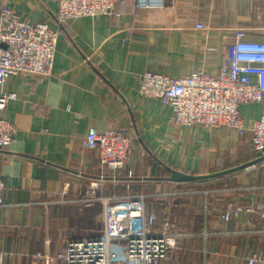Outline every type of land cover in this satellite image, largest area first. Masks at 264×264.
Masks as SVG:
<instances>
[{"label": "crops", "instance_id": "0c3cea01", "mask_svg": "<svg viewBox=\"0 0 264 264\" xmlns=\"http://www.w3.org/2000/svg\"><path fill=\"white\" fill-rule=\"evenodd\" d=\"M135 1L122 0L118 16L73 17L57 26L58 0H0L23 20L46 22L58 33L49 76L12 75L0 88L15 94L2 111L15 127L10 145L0 150L5 264H62L68 240L99 235L103 204L79 201L89 188L100 196L144 194L149 212L170 200L171 211L157 226L167 216L200 264H244L264 248L258 236L236 233L245 220L257 222V213L227 223L220 216L228 201L264 204V159L219 176L169 179L172 169L202 176L260 157L250 131L177 127L167 104L138 93L144 72L215 73L236 36L264 40V0H164L157 8H137ZM261 110L260 103L239 106L248 128ZM89 128L122 130L130 138L122 169L102 167L97 152L84 146Z\"/></svg>", "mask_w": 264, "mask_h": 264}, {"label": "built area", "instance_id": "2783aa9c", "mask_svg": "<svg viewBox=\"0 0 264 264\" xmlns=\"http://www.w3.org/2000/svg\"><path fill=\"white\" fill-rule=\"evenodd\" d=\"M121 1L58 0L56 25L61 26L73 17L118 16L116 7ZM163 1L136 0L135 6L157 8ZM196 28L203 29V24H196ZM57 37V31L46 22H27L12 8L0 5V88L12 75L49 76ZM139 80L140 97L157 98L167 104L177 127L200 125L239 134L249 130L253 153L264 156V40H243L236 36L226 46L215 73L195 71L183 77H169L144 72ZM14 98V93L0 90V150L10 145L15 133V127L2 117L7 103ZM248 103L262 106L259 118L250 128L239 111L240 105ZM83 143L97 152L102 167L113 171L124 167L130 153V138L122 130L89 128ZM90 184L94 187L98 183ZM3 187L0 179V207L4 206ZM126 188L129 189L128 184ZM79 201L85 207L96 201L103 204L101 233L68 240L59 255L62 264H156L178 245L179 235L171 229L174 226L167 216L157 226V218L171 211L170 200L160 212H149L144 194L100 196L89 188ZM246 212L257 213L258 221L245 220L236 233L245 239L258 236L264 242V204L246 207L232 200L220 207V216L226 223ZM0 264L5 263L0 259ZM244 264H264V248L252 251Z\"/></svg>", "mask_w": 264, "mask_h": 264}, {"label": "rangeland", "instance_id": "374dc122", "mask_svg": "<svg viewBox=\"0 0 264 264\" xmlns=\"http://www.w3.org/2000/svg\"><path fill=\"white\" fill-rule=\"evenodd\" d=\"M186 240L187 239L180 237L177 247L159 264H200V261L187 253L188 251L185 248L189 246H186V243H182L183 241L186 242Z\"/></svg>", "mask_w": 264, "mask_h": 264}, {"label": "water", "instance_id": "95a60500", "mask_svg": "<svg viewBox=\"0 0 264 264\" xmlns=\"http://www.w3.org/2000/svg\"><path fill=\"white\" fill-rule=\"evenodd\" d=\"M262 159H264V156L257 157L256 159H254V160H252V161H250L248 163L239 165L237 167H233V168L226 169V170H223V171H220V172H216V173L208 174V175H202V176L186 174V173L181 172L179 170L172 169L170 171L169 179L172 180V181H192V180L201 179V178L219 176V175L227 174V173L233 172L235 170H239L241 168L247 167V166H249L251 164H254L256 162L261 161Z\"/></svg>", "mask_w": 264, "mask_h": 264}]
</instances>
